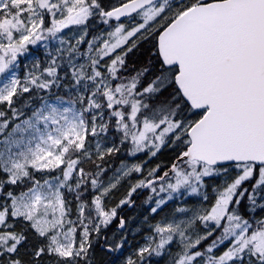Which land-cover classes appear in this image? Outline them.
Returning <instances> with one entry per match:
<instances>
[{
	"label": "rangeland",
	"instance_id": "374dc122",
	"mask_svg": "<svg viewBox=\"0 0 264 264\" xmlns=\"http://www.w3.org/2000/svg\"><path fill=\"white\" fill-rule=\"evenodd\" d=\"M184 1L161 0L136 19L122 25L113 23L108 11L97 10L94 0L92 3L85 0H0V13L8 5L18 10L14 16H0V102H11L19 86L18 63L13 60L28 47H31L32 61L38 59L35 58L38 57L37 53L42 54L45 60H48L47 56L50 57L53 60L51 63L58 56V86L64 87L68 93L67 96L46 100L32 117L17 124L1 142L2 168L13 183L24 180L31 171L48 172L65 168L62 177L47 179L21 196L8 198L12 218L29 223L37 234L48 237L53 254L63 258L78 255L77 225L88 229L83 206L76 211L77 218H70L72 222L66 221L69 211L65 206L63 190L71 186L80 161L103 157L111 150L110 145L96 136L97 131L108 124L104 115L105 100L102 99V94L110 91V82L101 79L98 71H93L91 75L94 58L98 52L103 57L112 56L143 37L145 33L159 28ZM114 6L116 5L111 7ZM43 9L54 11L53 17L49 18L42 13ZM90 29L93 31L85 42ZM4 52L13 55V59L3 57L1 53ZM51 63L49 65L57 64ZM77 98L85 109L75 101ZM138 111V106H134L130 116L132 123ZM191 123L186 122L178 129L171 128L168 133L172 134L173 139H177L184 133L188 134ZM155 131L145 127L130 133L126 131V137L140 150V146ZM165 134H161V137ZM92 136L96 139L90 138ZM72 152L74 156H80L78 161L71 160ZM193 168L197 169V165H193ZM139 169L140 163L136 159L121 163L101 187L100 195L108 196ZM252 172L253 166L239 167L236 171H204L193 173L190 179L171 182L173 192L181 196L180 204L175 205L171 216L156 225L146 223L138 213H134L127 221L128 226L132 227V233L137 232L139 225L145 222L147 230L155 229L162 234L161 240L156 243H160L164 252L153 250L150 242L153 239L145 238L139 253L152 255L157 252L156 258L159 254L162 262L154 264L168 263L171 255L173 264H206L197 252L193 259L187 261L177 256L181 252L197 250L199 244L208 237L214 240L223 236L221 247L231 237H235L238 242L252 223L250 220L241 222L237 219L234 221L238 224H234L229 219L226 220V214L238 186ZM133 184L134 191H137L142 182ZM205 192L210 197L205 196ZM191 196L194 201L187 200ZM10 208L4 214H8ZM117 218V213L112 211L110 219L106 221L113 222ZM199 221H202L201 226L198 225ZM250 237L255 246L249 247L248 239L241 242L239 254L246 261L237 264H255L253 257L264 253V231L252 232ZM173 240L176 244L175 257L173 250H169L173 246ZM119 241L115 236L110 245L116 249ZM228 248L229 246L225 249ZM226 250L218 255L235 258L233 254L226 253ZM222 264L228 263L223 260Z\"/></svg>",
	"mask_w": 264,
	"mask_h": 264
},
{
	"label": "trees",
	"instance_id": "16d2710c",
	"mask_svg": "<svg viewBox=\"0 0 264 264\" xmlns=\"http://www.w3.org/2000/svg\"><path fill=\"white\" fill-rule=\"evenodd\" d=\"M92 3L93 0H85ZM227 0H185L180 8L170 15L159 28L147 32L143 37L128 44L116 54L103 57L100 52L92 63V72L98 71L100 78L110 82V91L102 94L105 100L104 115L108 124L97 131V136L110 145V152L103 157H94L89 160L80 161L76 176L71 186L75 188L72 194L62 195L68 211L73 208L75 211L80 206L84 207L88 229L77 225L76 249L78 255L63 258L50 251L49 238L35 232L32 226L23 220H16L12 217L9 197H18L32 190L35 186L44 183L47 179L62 177L64 170L28 173V176L17 183L11 182L9 176L3 171L1 162V142L6 138L14 127L29 119L37 112L42 104L51 98L67 96L66 89L58 86L60 77L56 72L59 66V58L53 60L47 56L38 54L37 60H31V55L18 62V88H16L9 104L0 102V264H154L162 260L156 258V253H139L145 238H152L153 250L163 251L160 243L162 234L157 230H147L143 222L139 225L138 231L131 232L132 227H127L126 232L119 233L120 240L116 245L115 255L108 254L105 249L99 246L96 241H103L104 235L110 234L117 229L119 219L107 222L112 211L120 214L129 203L136 198L138 190L134 191L136 182H145L152 178L163 177L161 183L150 189L138 203L133 211L125 214L126 218L134 213L140 214L147 222L156 225L161 220L171 216L175 205L180 204L181 196H177L171 189V182L192 178L193 173L214 171L223 169L236 171L239 167L253 166L252 175L246 178L239 186L232 197L226 220L234 224V220L251 221V227L238 242L235 238L223 245L221 251L229 248L226 253L235 256L218 255L220 252L211 253L206 247L213 241L212 237L204 239L197 247L198 251L181 252L177 258L184 261L193 259L194 253H199L206 264H222L225 260L228 264L244 262L245 257L239 254V244L245 239L251 248L255 246L252 232L264 231V167L230 166L227 168H214L188 160L181 161L177 171L164 177L175 161L181 158L190 144L188 134L184 133L177 139H173L169 130L173 127L172 121L186 123L191 121L194 126L204 116L205 111H194L182 98L175 84V77L178 74L177 68L166 69L161 62L158 52L159 33L167 28L179 16L200 3L222 2ZM112 2L118 0H94L95 8L101 11H108ZM18 10L8 7L0 13V16L10 17L17 14ZM90 29L85 42L89 40ZM31 47L25 48L22 52L30 51ZM56 64L55 66L49 65ZM33 69L35 71L33 72ZM90 75V76H91ZM94 81V80H93ZM91 80L89 79L88 83ZM80 107L85 109L80 99H75ZM138 106L139 111L135 121H130L131 111ZM145 127L155 129V133L149 135L148 140L137 150L131 139L126 137L127 132L142 130ZM166 133V134H165ZM161 134H165L161 137ZM159 147V149H158ZM75 155L73 152L71 156ZM131 159L140 163V169L117 190L106 197L100 195L101 187L107 179L116 171L118 166ZM72 161H78L72 158ZM197 165V169L193 168ZM149 168V169H148ZM201 169V170H200ZM205 196L210 197L208 192ZM188 199H193L189 197ZM187 199V200H188ZM179 200V201H178ZM10 208L8 214L4 211ZM70 214V212H69ZM105 217V218H103ZM237 242V243H236ZM153 243V244H152ZM236 243V244H235ZM169 250L175 252V241ZM109 246V245H108ZM178 250V248H177ZM179 251V250H178ZM175 257V255H174ZM255 264H264V253L253 257ZM173 264L171 255L169 262Z\"/></svg>",
	"mask_w": 264,
	"mask_h": 264
},
{
	"label": "water",
	"instance_id": "95a60500",
	"mask_svg": "<svg viewBox=\"0 0 264 264\" xmlns=\"http://www.w3.org/2000/svg\"><path fill=\"white\" fill-rule=\"evenodd\" d=\"M159 0H132L110 11L125 20ZM166 68L177 67L175 84L184 101L204 116L189 130L181 161L224 168L264 167V0H227L197 5L158 36ZM163 177L147 181L130 212ZM127 230L124 213L117 231ZM114 255V248H105Z\"/></svg>",
	"mask_w": 264,
	"mask_h": 264
},
{
	"label": "bare ground",
	"instance_id": "6f19581e",
	"mask_svg": "<svg viewBox=\"0 0 264 264\" xmlns=\"http://www.w3.org/2000/svg\"><path fill=\"white\" fill-rule=\"evenodd\" d=\"M99 1H101L102 2V5H103V0H99ZM132 2V0H118V3H115V2H112V3H110V4H112V5H126V4H129V3H131ZM149 7H151V6H149ZM149 7H147V8H149ZM113 8L110 6L107 10H108V12H110L111 10H112ZM107 12V11H106ZM107 12V13H108ZM42 13H44V14H46V15H48L49 16V18H52L53 17V15H54V11H50V10H48V9H43L42 10ZM110 16V15H109ZM129 21H131V20H128V19H125V20H123L122 21V25H124L125 23H128ZM126 25H128V24H126ZM146 34V33H145ZM48 35H49V33H48ZM83 44H85V43H83ZM1 55L3 56V57H9V59H13V55H8V54H6L5 52L4 53H1ZM30 56V51H28V52H20V55L17 57V58H15V60H13L14 62H22L23 60H25V59H27L28 57ZM35 58H38V57H35ZM12 100V99H11ZM172 124H173V127L172 128H174V127H176L177 129H178V127L179 126H181V125H183L184 123H180V121H175V120H173L172 121ZM193 124V123H192ZM97 136V135H96ZM98 138H100V139H102V137H99V136H97ZM90 138H92L93 140H95L96 139V137L95 136H92V137H90ZM72 158H77V159H79L80 158V156H74V155H72L71 156ZM105 185V184H104ZM103 185V186H104ZM75 191V188L74 187H72V186H69L68 188H67V190H66V195H69V194H72L73 192ZM115 190H113L112 192H110L109 194H108V196L110 195V194H112L113 192H114ZM70 214H68V216L69 217H66V221L67 222H72V218H77V215H76V211L73 209V208H71L70 209ZM71 218V219H70ZM201 222L202 221H199L198 222V225L199 226H201ZM77 224H78V221H77ZM119 235V232L117 231V229H115L114 231H112L110 234H105L104 235V238H103V241H98V239H96V241L99 243V246L101 247V248H103V249H105L109 244H111V242L113 241V237H115V236H118ZM222 236V235H221ZM223 237V236H222ZM222 237H217V238H215L207 247H206V251H211V253H215V252H220L222 249H221V241H222ZM224 237H226L225 235H224ZM231 240V242L233 241V239L231 238L230 239ZM244 262L246 261V259H244L243 260ZM238 263H240V262H238ZM237 264V263H236Z\"/></svg>",
	"mask_w": 264,
	"mask_h": 264
}]
</instances>
